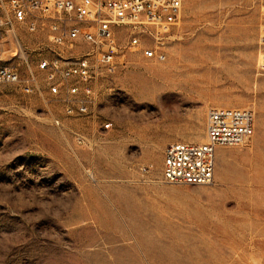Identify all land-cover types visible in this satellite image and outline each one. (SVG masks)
<instances>
[{"label":"rangeland","instance_id":"374dc122","mask_svg":"<svg viewBox=\"0 0 264 264\" xmlns=\"http://www.w3.org/2000/svg\"><path fill=\"white\" fill-rule=\"evenodd\" d=\"M11 3L0 0V59L20 80L0 82V264H264V0H184L165 60L142 43L87 81L90 97L70 78V103L40 63L90 46L52 40L64 14L18 21ZM211 107L251 109L254 134L217 148L211 183H166V146L205 142Z\"/></svg>","mask_w":264,"mask_h":264},{"label":"built area","instance_id":"2783aa9c","mask_svg":"<svg viewBox=\"0 0 264 264\" xmlns=\"http://www.w3.org/2000/svg\"><path fill=\"white\" fill-rule=\"evenodd\" d=\"M16 20H27L33 9H54L64 14L52 23V40L63 44L68 40L81 38L90 46L81 57L61 66L59 60H44L40 68L51 69L49 78L56 74L60 82L51 84V92L59 93L66 88L67 101L70 95L78 94L80 86L70 84L77 77L85 84L84 95L92 96V88L87 81L97 77L101 71L116 72L127 66V54L142 43L152 42L155 46H145L143 54L159 61L166 54L159 47L170 37L171 31L181 20L184 0H10ZM0 19V28L4 26ZM30 29L36 24L31 22ZM126 31L127 39L120 43L118 31ZM264 39V25L262 26ZM10 65L0 59V82H18L20 76ZM87 101L81 100L78 110L87 109ZM71 112V108L68 109ZM110 123L105 125L109 128ZM254 134V113L248 108L211 107L206 120V141L192 143L175 141L169 143L163 155V179L169 184L204 185L212 182L215 168V152L218 147L241 145Z\"/></svg>","mask_w":264,"mask_h":264},{"label":"bare ground","instance_id":"6f19581e","mask_svg":"<svg viewBox=\"0 0 264 264\" xmlns=\"http://www.w3.org/2000/svg\"><path fill=\"white\" fill-rule=\"evenodd\" d=\"M180 66L186 68L187 70H193L195 68V67L185 64L184 62ZM181 73L182 71L180 70L175 71L172 75H168L167 78L173 82H180L182 81V79L179 78Z\"/></svg>","mask_w":264,"mask_h":264}]
</instances>
